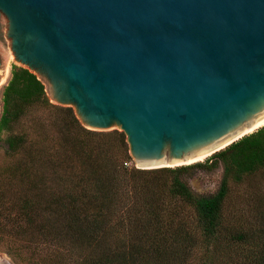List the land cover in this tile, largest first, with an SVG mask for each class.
I'll use <instances>...</instances> for the list:
<instances>
[{
	"label": "water",
	"instance_id": "obj_1",
	"mask_svg": "<svg viewBox=\"0 0 264 264\" xmlns=\"http://www.w3.org/2000/svg\"><path fill=\"white\" fill-rule=\"evenodd\" d=\"M0 39L85 127L122 130L137 168L264 126V0H0Z\"/></svg>",
	"mask_w": 264,
	"mask_h": 264
},
{
	"label": "trees",
	"instance_id": "obj_2",
	"mask_svg": "<svg viewBox=\"0 0 264 264\" xmlns=\"http://www.w3.org/2000/svg\"><path fill=\"white\" fill-rule=\"evenodd\" d=\"M38 106L60 112L58 142L14 131ZM74 124L36 74L13 65L0 117L12 159L0 172V248L17 264H264V239L236 229L230 206L232 188L264 170V126L205 161L143 169L129 165L124 132L78 124L77 134ZM220 166L216 192L192 187Z\"/></svg>",
	"mask_w": 264,
	"mask_h": 264
},
{
	"label": "rangeland",
	"instance_id": "obj_3",
	"mask_svg": "<svg viewBox=\"0 0 264 264\" xmlns=\"http://www.w3.org/2000/svg\"><path fill=\"white\" fill-rule=\"evenodd\" d=\"M0 53L3 56L4 62H8V65L5 67L8 70V76L5 80V83H0V117L3 110V92L4 88L7 85L8 81L11 78V71L13 65H19L14 60V55L10 50L6 40L0 39ZM9 55L13 59L9 60ZM20 66V65H19ZM50 99V98H49ZM50 101L61 107L71 109V112L78 120L79 126L86 128L92 132H123L118 128H113L110 130H94L85 127L80 120L77 118L74 109L70 106L61 105ZM60 112L56 111V108L47 109L44 106H38L31 108L30 112L21 119L19 123H16L14 131H22L23 129L29 130L34 136H40L43 140L48 142L59 141V124L55 121L56 117H61ZM78 124H74V131L79 134L80 127ZM82 133V132H81ZM7 132L3 133V137L7 136ZM210 157V156H209ZM132 158V157H131ZM208 158V157H207ZM207 158L203 159L205 161ZM12 163L6 152V143L3 140H0V172L7 168L9 164ZM51 165V164H50ZM130 166H135L136 163L134 159H131L129 163ZM5 166V167H4ZM49 172H53L52 165L48 169ZM61 170H58L59 173ZM223 166H220L217 169L207 171L201 170L190 179L192 187L199 193L202 194H211L217 191L219 188L222 177H223ZM54 177H51L49 183L53 184ZM53 186V185H52ZM57 188V185L56 187ZM230 206L233 214V223L236 229L243 230L251 238V242L258 243L257 240L264 239V170L260 171L249 178H247L241 184L235 185L232 188V194L230 199ZM0 259H3L8 264H17L14 259L6 252L5 248H0Z\"/></svg>",
	"mask_w": 264,
	"mask_h": 264
},
{
	"label": "bare ground",
	"instance_id": "obj_4",
	"mask_svg": "<svg viewBox=\"0 0 264 264\" xmlns=\"http://www.w3.org/2000/svg\"><path fill=\"white\" fill-rule=\"evenodd\" d=\"M13 59V57L12 56H10L9 55V60L11 61ZM4 68V70H3V74H2V76L4 77H2L1 79H2V83H1V85L3 84V83H5V80H6V78H7V76H8V70L5 68V67H3ZM259 125H264V119L259 123ZM205 156L206 155H200L199 157H197L196 159H191V160H188V161H185V162H181V164H183V163H191V162H194L195 160H202V159H205ZM166 164V163H165ZM164 164V165H165ZM168 165V164H167ZM0 264H8L6 261H4L3 259H0Z\"/></svg>",
	"mask_w": 264,
	"mask_h": 264
}]
</instances>
